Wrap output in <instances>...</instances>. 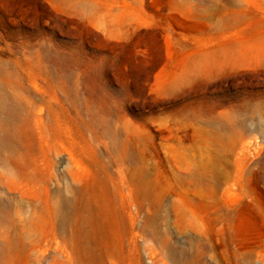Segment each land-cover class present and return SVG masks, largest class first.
I'll use <instances>...</instances> for the list:
<instances>
[{
  "label": "rangeland",
  "instance_id": "374dc122",
  "mask_svg": "<svg viewBox=\"0 0 264 264\" xmlns=\"http://www.w3.org/2000/svg\"><path fill=\"white\" fill-rule=\"evenodd\" d=\"M0 94V264H264V0H0Z\"/></svg>",
  "mask_w": 264,
  "mask_h": 264
},
{
  "label": "bare ground",
  "instance_id": "6f19581e",
  "mask_svg": "<svg viewBox=\"0 0 264 264\" xmlns=\"http://www.w3.org/2000/svg\"><path fill=\"white\" fill-rule=\"evenodd\" d=\"M18 100H24L23 97L21 96H18L17 97ZM5 95L3 94H0V165L2 166H5L7 167V170L5 172H0V184H4L5 183V179H7L8 181L10 182H13V180L15 179V174L13 173V171L16 169L17 170V177L18 175H21V176H26L27 177V174H28V171L30 169V167L32 166L31 164L27 163L26 162V157L24 155L23 152H20V149L18 151H14V153H12L11 155L8 154L9 156L4 158V154H2V149L4 147V145L6 144H10V142H12V137H13V133L6 127V122L4 124V120H3V116H2V112H3V109H4V106H5ZM41 111V110H40ZM19 137L21 139V137H25L26 138V135H25V131L23 130V128H19ZM10 134V135H9ZM23 140V139H22ZM20 140V141H22ZM24 145V143H21ZM12 145V143H11ZM14 145V144H13ZM12 145V146H13ZM22 145V146H23ZM14 147V146H13ZM5 148V147H4ZM9 148V147H8ZM12 149V148H11ZM10 149V150H11ZM15 149V147H14ZM18 149V148H17ZM12 152V151H11ZM7 156V155H6ZM35 164V163H33ZM12 169V170H11ZM14 169V170H13ZM30 172V171H29ZM32 172V171H31ZM32 174L31 173V176L32 177ZM20 178V177H19ZM22 178V177H21ZM28 178V177H27ZM26 179V178H25ZM27 181V180H25ZM29 181V180H28ZM95 192V191H94ZM94 194V193H93ZM91 194V196L93 195ZM88 195V194H87ZM90 195V193H89ZM48 196V194H47ZM98 196V195H97ZM97 196H95L97 198ZM88 197V196H87ZM47 200V199H46ZM95 200V199H93ZM92 199L88 198L86 199V203L83 207H85V211H78V220L75 219V224L73 222V224L75 225L74 228H76V231L77 233H82L84 230H83V225H82V219L84 217V215L87 213L91 214L94 212V209H96V206H94V204L92 203L93 201ZM51 201V199H50ZM49 201V198L48 200L45 202V206H46V209H47V212L48 214L50 215L49 217L50 218H53L54 215H55V209L53 207V205L50 203ZM96 201V200H95ZM94 202V201H93ZM47 203V204H46ZM96 204H98L97 202H95ZM56 204V203H55ZM58 206V205H57ZM80 206V205H79ZM82 206V205H81ZM57 208V207H56ZM100 210V208L98 209ZM57 212V211H56ZM85 213V214H84ZM89 216V215H88ZM51 220V219H50ZM53 220V219H52ZM55 220V219H54ZM67 220V219H66ZM69 220V219H68ZM53 222V221H52ZM70 222V221H69ZM76 231H74L76 233ZM1 248V247H0ZM5 248V247H4ZM1 252V251H0Z\"/></svg>",
  "mask_w": 264,
  "mask_h": 264
}]
</instances>
